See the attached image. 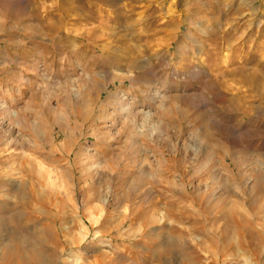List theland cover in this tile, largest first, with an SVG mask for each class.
Instances as JSON below:
<instances>
[{
    "label": "rangeland",
    "instance_id": "rangeland-1",
    "mask_svg": "<svg viewBox=\"0 0 264 264\" xmlns=\"http://www.w3.org/2000/svg\"><path fill=\"white\" fill-rule=\"evenodd\" d=\"M0 240L264 264V0H0Z\"/></svg>",
    "mask_w": 264,
    "mask_h": 264
},
{
    "label": "bare ground",
    "instance_id": "bare-ground-1",
    "mask_svg": "<svg viewBox=\"0 0 264 264\" xmlns=\"http://www.w3.org/2000/svg\"><path fill=\"white\" fill-rule=\"evenodd\" d=\"M27 171V170H26ZM22 172V171H21ZM26 178V177H25ZM11 180V179H10ZM24 183L25 184H23V187L21 188V189H17V188H14L13 190H10L8 193L10 194V195H12L13 197H17V198H20L22 201H28V197H29V195H31V194H33L34 193V191H33V188H32V186H31V183H30V181L28 180V181H26V180H24ZM9 184V183H8ZM13 186V185H12ZM9 187H11V186H9ZM20 188V187H19ZM9 197V196H8ZM13 197H12V200H13ZM9 200H11V199H9ZM5 202V201H4ZM3 202V203H4ZM7 202V201H6ZM9 203V202H8ZM11 203V202H10ZM13 203V202H12ZM11 203V204H12ZM21 203V202H20ZM11 204H10V206H11ZM6 205V204H5ZM2 207V206H1ZM4 208H5V206H4ZM12 208V207H11ZM35 209V208H34ZM14 210V209H13ZM32 220V219H31ZM98 223V221H94V224H97ZM44 231V230H43ZM83 231H84V229H83ZM80 233V232H79ZM84 234H81L82 236V240H85L86 238H87V235L88 234H86L85 232H83ZM39 237H40V235H39ZM44 237V236H43ZM180 237H182V236H180ZM36 238H37V236H36ZM185 238V237H184ZM185 240V239H184ZM1 241V240H0ZM6 243V242H5ZM7 244V243H6ZM29 244V243H28ZM32 244V243H31ZM34 244V243H33ZM165 244V243H164ZM5 246V245H4ZM7 247H8V244H7ZM36 247V246H35ZM21 248V247H20ZM27 248V247H26ZM24 250V249H23ZM27 250V249H26ZM32 251V250H31ZM33 253H34V256H35V258H37V255H38V252H37V250L35 249V248H33ZM40 254V253H39ZM39 258V257H38Z\"/></svg>",
    "mask_w": 264,
    "mask_h": 264
}]
</instances>
